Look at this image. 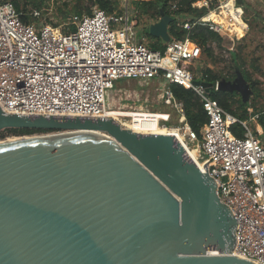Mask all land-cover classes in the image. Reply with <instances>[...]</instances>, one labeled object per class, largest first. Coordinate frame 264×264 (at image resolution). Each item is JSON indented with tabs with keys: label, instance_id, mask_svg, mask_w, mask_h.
Returning a JSON list of instances; mask_svg holds the SVG:
<instances>
[{
	"label": "water",
	"instance_id": "1",
	"mask_svg": "<svg viewBox=\"0 0 264 264\" xmlns=\"http://www.w3.org/2000/svg\"><path fill=\"white\" fill-rule=\"evenodd\" d=\"M173 21L161 12L151 37L169 42ZM11 128L73 133L0 143V264H256L233 255V210L184 139L0 108Z\"/></svg>",
	"mask_w": 264,
	"mask_h": 264
},
{
	"label": "built area",
	"instance_id": "2",
	"mask_svg": "<svg viewBox=\"0 0 264 264\" xmlns=\"http://www.w3.org/2000/svg\"><path fill=\"white\" fill-rule=\"evenodd\" d=\"M178 1L173 0L171 5L172 17L185 30L202 26L227 34L224 26L211 18L212 14L223 13L229 22H243L245 31L248 29L238 0H195L191 8L207 12L194 20L188 14H176ZM24 15L12 1L0 0L3 112L19 116L106 118L118 81L157 80L163 103L170 112L177 113L179 122H185L177 130L207 158L208 175L216 184L217 194L233 210L238 227L234 251L241 259L264 264V141L250 127L251 122L258 123L256 129L261 133L260 113L249 109V119H241L212 97V92L219 91V82L213 84L210 92L195 84L204 82L191 73L201 49L189 40V35L164 42V50H153L145 35L138 39L128 14L96 9L91 14L73 16L65 29L50 23L25 22ZM40 15L38 11L33 13L35 18ZM153 24L156 22L148 30ZM175 85L199 97L208 119L201 137L186 122L185 106L172 91ZM123 94L119 104L131 100V93ZM165 114L167 118H160L158 124L168 128L166 123L172 120V114ZM235 125L243 130L241 136L233 132Z\"/></svg>",
	"mask_w": 264,
	"mask_h": 264
},
{
	"label": "rangeland",
	"instance_id": "3",
	"mask_svg": "<svg viewBox=\"0 0 264 264\" xmlns=\"http://www.w3.org/2000/svg\"><path fill=\"white\" fill-rule=\"evenodd\" d=\"M10 1L19 4L20 12H23L30 22L34 21L37 24L50 23L57 28L62 27L64 29L67 28L66 24L69 23V18L79 11L83 12L84 15L88 11L92 13L96 9L105 11L98 6L96 0ZM110 1L112 2L111 8L114 9L113 13L128 14L130 25H133L134 30L137 32L138 39L145 35L149 38L150 46L156 43L162 45V40H152L146 33L148 26L153 22H159L161 17H157L152 10L146 13L141 4V1L144 0ZM237 2L243 8L245 22L248 25L246 35L240 39H235L228 33H217V37H210L208 40L209 51L200 50L199 58L193 65L191 73L193 78H198L200 74H207L210 78L217 79L216 82L236 85L237 89L223 91V93L232 95L231 109L237 117L249 119V109L253 110L254 113H260V117H262L264 116V0H238ZM36 11L41 13L38 18L33 16ZM189 17L184 19L190 20ZM161 90V84L157 80L150 83H143L136 79L118 81L114 92L110 96V106L108 108L119 109L122 112L120 115L111 114L110 118H114V120L115 118L128 119L129 116L140 113L130 112L129 109L149 110L150 114L163 119L167 118L165 113H171L172 120L166 123L168 128L182 129L185 122H179L177 113L170 112L169 108L165 106ZM123 92L131 93L132 97L129 102L119 104L120 97H124ZM186 122L188 123L187 118ZM257 124L251 122L250 127L253 131H256L259 139L264 141V127L261 125L263 128L260 133L256 129ZM61 133L63 132L51 131L24 136L8 135L4 139L0 138V143L12 138L47 137ZM100 136L106 135L101 133Z\"/></svg>",
	"mask_w": 264,
	"mask_h": 264
},
{
	"label": "trees",
	"instance_id": "4",
	"mask_svg": "<svg viewBox=\"0 0 264 264\" xmlns=\"http://www.w3.org/2000/svg\"><path fill=\"white\" fill-rule=\"evenodd\" d=\"M98 3V6L101 9H104L107 13H113L114 9L112 7V2L110 0H96ZM195 0H179L178 1V11L176 12L177 15H183L188 14L190 15L193 20L195 18H199L206 14V10H193L191 8L192 2ZM173 3V0H144L141 1V4L143 5V8H145L146 13L150 12V10L155 13L157 17H161V12H164L170 16L174 15L171 11V5ZM15 8L20 11L19 4L14 2L13 3ZM86 11H88L86 9ZM86 14H91L90 11ZM82 16L84 15L83 12H78L76 15L73 16ZM71 16L69 18V21L73 17ZM27 16H23V20L25 22H30L29 19L26 18ZM148 36L155 41H161L159 39H155L151 37L149 30L146 32ZM169 34L171 38L182 40L185 39L189 35V40L195 43L202 51L207 52L209 51L208 46V40L210 37H217L218 34L215 32L210 31L208 28L202 27V26H196L193 28V30H185L181 26V24L177 21V19H174L172 24L169 27ZM160 43L153 44L151 48L153 50H164V45H159ZM199 79L202 81L209 83V84H216L218 81L217 79H212L207 74H200ZM173 94L175 98L178 101L183 102L185 106V112H186V118L189 123V125L192 127L194 132L201 137V131L203 126L207 123V115L203 109V106L200 102L199 97L191 90L186 89L181 86H173L172 87ZM212 97L219 101L220 105L226 109L228 112L235 114V112L231 109V102L232 101V95L228 93H223L220 91L212 92ZM237 116V115H236ZM241 119H244L243 117H239ZM260 124L264 127V116L260 117ZM233 132L241 136L243 134V130L240 129L238 125H235L232 128ZM44 132H50V131H41V130H31V129H6L2 132H0V138H6L8 135L12 136H24V135H32L35 133H44ZM2 133V134H1Z\"/></svg>",
	"mask_w": 264,
	"mask_h": 264
},
{
	"label": "bare ground",
	"instance_id": "5",
	"mask_svg": "<svg viewBox=\"0 0 264 264\" xmlns=\"http://www.w3.org/2000/svg\"><path fill=\"white\" fill-rule=\"evenodd\" d=\"M212 20L217 24H222L225 28V32H227L229 35L235 37V39L243 38L246 35L245 31V24L242 22H229L228 17L225 13L223 14H212L211 15ZM245 32V34H244ZM244 34V35H243ZM243 35V36H241ZM240 36V37H238ZM122 110V108H121ZM124 110V109H123ZM122 111L119 109H113L106 110V118H110L111 114H118L120 115ZM135 113L133 116H129V119H116L115 121L118 122L123 128L136 130L138 131L137 134H143V135H154V134H169L173 135L179 138H182L185 140L184 136L177 130L172 128H166L164 126H160L158 124V120L160 119L157 116H154L150 114L149 112L144 113ZM113 117V116H112ZM112 119V118H111ZM114 120V118H113ZM80 132H92L93 131H80ZM73 132H63L62 134H55V135H49V136H56V135H63V134H71ZM78 133V132H75ZM96 134V133H95ZM99 134V133H98ZM47 136V137H49ZM22 139V138H21ZM20 138H12L7 140L6 142H13L17 140H21ZM198 151L197 149H194ZM233 255L240 257L238 253L233 251Z\"/></svg>",
	"mask_w": 264,
	"mask_h": 264
},
{
	"label": "crops",
	"instance_id": "6",
	"mask_svg": "<svg viewBox=\"0 0 264 264\" xmlns=\"http://www.w3.org/2000/svg\"><path fill=\"white\" fill-rule=\"evenodd\" d=\"M164 43V42H163ZM163 43H162V45H163Z\"/></svg>",
	"mask_w": 264,
	"mask_h": 264
}]
</instances>
